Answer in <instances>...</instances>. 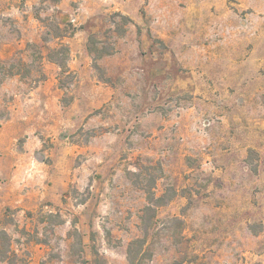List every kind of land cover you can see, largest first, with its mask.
<instances>
[{
  "label": "rangeland",
  "instance_id": "1",
  "mask_svg": "<svg viewBox=\"0 0 264 264\" xmlns=\"http://www.w3.org/2000/svg\"><path fill=\"white\" fill-rule=\"evenodd\" d=\"M0 230V264H264V0H0Z\"/></svg>",
  "mask_w": 264,
  "mask_h": 264
},
{
  "label": "trees",
  "instance_id": "2",
  "mask_svg": "<svg viewBox=\"0 0 264 264\" xmlns=\"http://www.w3.org/2000/svg\"><path fill=\"white\" fill-rule=\"evenodd\" d=\"M56 53V52H55ZM64 58H59L60 53L57 52V57L55 58V62L59 65L63 72H66L68 66L65 64L67 61V49L66 52L63 53ZM15 253L11 249L10 240L8 234L0 230V263L3 262H15Z\"/></svg>",
  "mask_w": 264,
  "mask_h": 264
}]
</instances>
